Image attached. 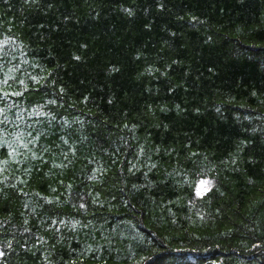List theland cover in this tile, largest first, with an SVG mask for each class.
<instances>
[{
	"label": "trees",
	"instance_id": "1",
	"mask_svg": "<svg viewBox=\"0 0 264 264\" xmlns=\"http://www.w3.org/2000/svg\"><path fill=\"white\" fill-rule=\"evenodd\" d=\"M0 264H264V0H0Z\"/></svg>",
	"mask_w": 264,
	"mask_h": 264
},
{
	"label": "rangeland",
	"instance_id": "2",
	"mask_svg": "<svg viewBox=\"0 0 264 264\" xmlns=\"http://www.w3.org/2000/svg\"><path fill=\"white\" fill-rule=\"evenodd\" d=\"M201 181H204V183H201ZM201 181L198 183V186H197V192L199 194H202L207 189H209L210 184H211L210 180H201Z\"/></svg>",
	"mask_w": 264,
	"mask_h": 264
},
{
	"label": "snow or ice",
	"instance_id": "3",
	"mask_svg": "<svg viewBox=\"0 0 264 264\" xmlns=\"http://www.w3.org/2000/svg\"><path fill=\"white\" fill-rule=\"evenodd\" d=\"M77 59H79V57H77ZM7 95V93H5ZM18 94V93H17ZM5 163H7V161H5ZM201 183H204V181H201Z\"/></svg>",
	"mask_w": 264,
	"mask_h": 264
}]
</instances>
